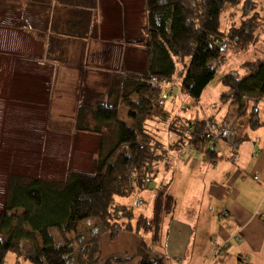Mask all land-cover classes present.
Instances as JSON below:
<instances>
[{
  "label": "crops",
  "instance_id": "0c3cea01",
  "mask_svg": "<svg viewBox=\"0 0 264 264\" xmlns=\"http://www.w3.org/2000/svg\"><path fill=\"white\" fill-rule=\"evenodd\" d=\"M143 24L144 0H0L1 207L10 176L63 182L68 170H95L102 136L77 131V116L84 106V128L92 129L89 107L116 105L131 90L130 76L145 66ZM225 116L197 119L225 129L216 160L172 150L157 165L147 203L141 195L130 197L134 207L117 203L150 219L155 190L167 184L175 208L160 243L148 233L149 242L143 233L104 231L101 260L121 255L131 259L117 264H138L144 245L163 264H264V126L228 127ZM150 127L162 145L175 142L162 138L164 126ZM217 246L223 253L212 257Z\"/></svg>",
  "mask_w": 264,
  "mask_h": 264
},
{
  "label": "trees",
  "instance_id": "16d2710c",
  "mask_svg": "<svg viewBox=\"0 0 264 264\" xmlns=\"http://www.w3.org/2000/svg\"><path fill=\"white\" fill-rule=\"evenodd\" d=\"M260 5L256 0H144L143 71L130 76L127 84L131 90L123 93L118 104L89 107L94 128H84V106L77 116V131L102 136L95 170H68L63 182L10 176L0 210V264H5L11 253L16 263L21 258L30 264L130 261L121 255L101 260L98 241L104 231L111 238L120 232L148 233L158 245L162 224L175 208L168 185L162 182L156 188L152 217L139 216L134 223L131 209L115 204V198L151 189L157 165L172 150L189 147L211 162L217 159V140L203 137L207 121L183 122L172 116L165 107L167 90L161 80L169 84L176 81L183 95L199 99L220 69L226 46L246 52L258 42L264 30ZM234 9H239L238 22L221 30L222 17ZM221 84L226 88L221 100L237 105L239 120L246 117L251 131L264 126L258 115L259 99L264 94V60L254 63L244 79L224 76ZM121 108L127 112V122L119 118ZM150 124L164 126L175 142L162 145ZM106 139H111L110 146L104 149ZM84 221L96 223L87 230L90 237L86 240L77 231ZM51 229L56 231L59 244ZM24 245L30 248L26 250ZM150 254L142 245L137 252L138 264H163L161 258Z\"/></svg>",
  "mask_w": 264,
  "mask_h": 264
},
{
  "label": "rangeland",
  "instance_id": "374dc122",
  "mask_svg": "<svg viewBox=\"0 0 264 264\" xmlns=\"http://www.w3.org/2000/svg\"><path fill=\"white\" fill-rule=\"evenodd\" d=\"M258 3H260L261 7V14L264 18V0H256ZM239 17V9H234L226 13L222 19H221V30H224L228 28L233 22H238ZM264 22V21H263ZM264 29V28H263ZM226 49L223 50V62L221 64L220 69H218L217 73L211 80V82L207 85V87L203 90L201 96L197 100H191L186 95H183L178 87V82H172L167 87V90H172V93L166 92V108L171 111L175 116L177 112H180V114H177V118L183 122L193 121L195 119H207L208 117H214L218 115V113H222V115H225V125L230 127V125H234L235 127L238 126L240 123H245L247 118H243L241 120L238 119V107L235 104H231L229 102H223L221 100V94L226 90L225 87L221 84V79L224 76H233L237 79H244L249 71L250 68L259 60H264V30L259 35V40L256 43V45L252 48H250L246 52H237L233 48L226 46ZM176 80V79H175ZM258 103V115L259 120L261 122H264V94L260 97ZM250 108V107H249ZM182 109V110H181ZM126 110L121 108L119 112V118L121 120H125L126 122ZM216 121L218 119L216 118ZM239 121V123L237 122ZM159 126V125H157ZM237 128V127H236ZM163 139H166L167 142L171 141L175 138V136L167 131H163L161 134ZM109 138V137H108ZM111 139H108L107 141H110ZM110 146V143H107ZM106 148L108 146H105ZM153 186V185H152ZM150 186V188H152ZM151 189L144 190L138 194L130 195L126 198H115V204H132L131 198L132 196L141 195L145 202L148 201V196ZM2 195H0V198ZM133 205V204H132ZM134 207V205H133ZM0 205V210H1ZM135 209V208H134ZM145 207H141L142 213H144ZM150 209L152 210V206H150ZM139 215V211L134 212V220ZM133 220V221H134ZM96 223L91 221H84L79 223L77 227L78 233L80 232L82 236H84L83 240H86L87 237H90V234L87 233V230H91L92 227H94ZM51 234L54 237L57 244L60 243V239L54 229H51ZM74 236V235H70ZM145 240L147 242L150 241V236L147 234L145 237ZM25 243V242H24ZM76 245V244H75ZM26 250L30 248V245H24ZM214 254H212L213 257ZM20 260L19 263H16V256L14 254H8L5 258V264H30L29 262H25ZM68 264H75L74 261H68Z\"/></svg>",
  "mask_w": 264,
  "mask_h": 264
},
{
  "label": "built area",
  "instance_id": "2783aa9c",
  "mask_svg": "<svg viewBox=\"0 0 264 264\" xmlns=\"http://www.w3.org/2000/svg\"><path fill=\"white\" fill-rule=\"evenodd\" d=\"M162 85H167L166 80H161ZM225 133V129L221 127L218 123L214 121H208L206 123V127L203 131V137L206 140H220L219 138ZM256 179V178H255ZM223 246H217L213 250L214 256H217L219 253H223ZM242 264H246L245 261L242 260Z\"/></svg>",
  "mask_w": 264,
  "mask_h": 264
},
{
  "label": "bare ground",
  "instance_id": "6f19581e",
  "mask_svg": "<svg viewBox=\"0 0 264 264\" xmlns=\"http://www.w3.org/2000/svg\"><path fill=\"white\" fill-rule=\"evenodd\" d=\"M168 83V82H167ZM169 84V83H168Z\"/></svg>",
  "mask_w": 264,
  "mask_h": 264
}]
</instances>
